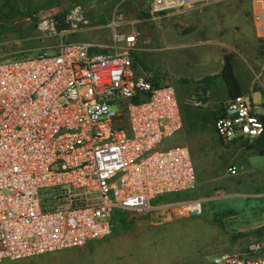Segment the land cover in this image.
I'll use <instances>...</instances> for the list:
<instances>
[{
    "label": "built area",
    "instance_id": "1",
    "mask_svg": "<svg viewBox=\"0 0 264 264\" xmlns=\"http://www.w3.org/2000/svg\"><path fill=\"white\" fill-rule=\"evenodd\" d=\"M209 1L149 6L160 15ZM126 25L115 18L105 25L109 45L66 42L61 30L54 53L0 61V262L103 238L116 209L202 212V199L153 203L195 189L198 177L186 146L158 149L182 128L179 98L172 84L136 64L139 34ZM215 129L226 144L253 142L264 122L243 94L222 104ZM260 247L200 264H264Z\"/></svg>",
    "mask_w": 264,
    "mask_h": 264
},
{
    "label": "rangeland",
    "instance_id": "2",
    "mask_svg": "<svg viewBox=\"0 0 264 264\" xmlns=\"http://www.w3.org/2000/svg\"><path fill=\"white\" fill-rule=\"evenodd\" d=\"M1 1L8 6L0 8V61L54 53L62 24L66 42L110 43L105 25L114 18L127 24L124 30L138 32L135 52L175 87L182 113V128L158 149L186 146L198 177L195 189L153 203L202 199L203 210L181 215L170 206L116 209L112 231L103 238L0 264H200L218 254H248L252 245H260L257 255L264 256V156L242 142H223L211 119L229 98L216 76L222 50L235 54L245 98L264 114V0H212L160 15L150 12L149 0ZM210 76L211 83L205 82ZM203 95L208 100L195 105ZM234 164L239 171L230 174Z\"/></svg>",
    "mask_w": 264,
    "mask_h": 264
},
{
    "label": "trees",
    "instance_id": "3",
    "mask_svg": "<svg viewBox=\"0 0 264 264\" xmlns=\"http://www.w3.org/2000/svg\"><path fill=\"white\" fill-rule=\"evenodd\" d=\"M4 6L5 7L8 6L7 2L0 0V8L4 7ZM59 14L61 15V12ZM59 14H58V17H60ZM65 28H66L65 24L58 25V29L60 31L65 29ZM133 55H134L136 64L140 65L145 70H153L152 68H150L147 65L145 60L143 58H141V56L138 52L134 51ZM223 60H224V64H223L222 70L216 76L221 77L222 80L224 81V83L227 87V90H228L229 98H231V97L233 98V97H236L238 95H243L244 91H243V88L240 84V81L238 79V76L236 74V69H235V62H234L235 61V54L231 53V52L230 53L227 52L223 55ZM212 79H213V77L210 76V77H206L204 81L211 83L210 81ZM206 92H207V90H206ZM199 99L206 102L208 100V97L203 95ZM220 112H221V109L215 111L214 114L212 115L211 119L216 121ZM260 117L264 122V114H260ZM244 145L247 146L249 149H251L254 153H257L259 155L264 156V134L261 135L259 138H257L253 142H248V141L244 142Z\"/></svg>",
    "mask_w": 264,
    "mask_h": 264
},
{
    "label": "crops",
    "instance_id": "4",
    "mask_svg": "<svg viewBox=\"0 0 264 264\" xmlns=\"http://www.w3.org/2000/svg\"><path fill=\"white\" fill-rule=\"evenodd\" d=\"M197 7V6H196ZM192 9H194V8H192ZM192 9H190V10H192ZM189 11V10H188ZM171 11H169V12H166V13H164V14H167V13H170ZM66 38V37H65ZM69 42H94V43H101V44H105V45H109L110 43H102V42H96V41H90V40H84V41H72V40H69ZM172 46V45H171ZM225 53H227L225 50H222V52H221V54H222V58H223V55L225 54ZM223 64H224V60H223ZM222 67H223V65H222ZM221 70H222V68H221ZM243 144H244V142H242ZM245 146V145H244ZM256 155H259V154H257L256 153ZM255 156V155H254ZM259 156H262V155H259Z\"/></svg>",
    "mask_w": 264,
    "mask_h": 264
}]
</instances>
